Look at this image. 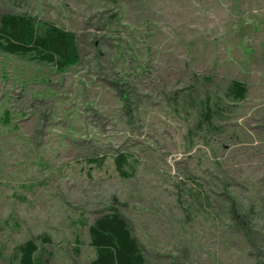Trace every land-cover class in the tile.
<instances>
[{
	"label": "rangeland",
	"instance_id": "obj_1",
	"mask_svg": "<svg viewBox=\"0 0 264 264\" xmlns=\"http://www.w3.org/2000/svg\"><path fill=\"white\" fill-rule=\"evenodd\" d=\"M1 14L72 32L79 60L0 52V264L27 240L43 264H89L109 207L145 264H264V0H0Z\"/></svg>",
	"mask_w": 264,
	"mask_h": 264
},
{
	"label": "trees",
	"instance_id": "obj_2",
	"mask_svg": "<svg viewBox=\"0 0 264 264\" xmlns=\"http://www.w3.org/2000/svg\"><path fill=\"white\" fill-rule=\"evenodd\" d=\"M0 52L31 62L53 65L59 72L73 67L79 60L76 37L72 32L19 14L0 15ZM247 92L245 83L232 80L224 95L231 102H240L245 99ZM212 115L211 108L206 106V121L210 122ZM127 161V155L123 153L114 159L116 170L123 178L127 177L124 169ZM88 234L90 247L95 251V257L89 264H145L140 246L127 221L114 207H109L95 218L88 226ZM43 241L48 240L43 238ZM38 251L36 242L27 240L15 248V264H43Z\"/></svg>",
	"mask_w": 264,
	"mask_h": 264
}]
</instances>
